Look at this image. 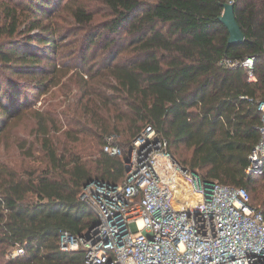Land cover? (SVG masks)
Listing matches in <instances>:
<instances>
[{
	"label": "trees",
	"instance_id": "1",
	"mask_svg": "<svg viewBox=\"0 0 264 264\" xmlns=\"http://www.w3.org/2000/svg\"><path fill=\"white\" fill-rule=\"evenodd\" d=\"M226 2L235 4L245 33V41L232 46L219 20ZM61 4L30 0L29 8L48 21L38 24L39 33L26 34L24 44L7 38L18 22L16 9L7 4L9 27L0 33L1 134L31 103L30 94L59 84L47 75L59 68L47 70L40 48L30 41L43 44L48 60L70 24L84 31L75 66L83 80L82 111L61 114V126L59 118L37 114L47 164L20 173L0 157V264H85L82 247L62 249L61 233L81 236L98 224L81 200L83 187L96 178L122 182L132 140L147 125L167 139L182 166L203 181L246 187L252 205L264 210V170L246 171L260 139L258 106L264 102V0H68L60 10ZM98 6L108 15L99 22ZM251 56L254 79L247 67L228 63ZM64 123L71 129H63ZM89 134L88 150L58 140L78 143ZM112 134L120 155L104 151ZM118 134L130 140L124 143ZM19 248L24 253L13 255Z\"/></svg>",
	"mask_w": 264,
	"mask_h": 264
},
{
	"label": "built area",
	"instance_id": "2",
	"mask_svg": "<svg viewBox=\"0 0 264 264\" xmlns=\"http://www.w3.org/2000/svg\"><path fill=\"white\" fill-rule=\"evenodd\" d=\"M254 61L228 63L247 67L254 79ZM258 108L260 139L246 169L256 175L264 170V102ZM104 151L121 154L114 134ZM128 157L122 182L96 178L83 187L80 197L98 218L97 232L63 231L62 249L82 247L85 264H264V210L252 205L246 187L203 181L173 157L152 125L133 138Z\"/></svg>",
	"mask_w": 264,
	"mask_h": 264
},
{
	"label": "rangeland",
	"instance_id": "3",
	"mask_svg": "<svg viewBox=\"0 0 264 264\" xmlns=\"http://www.w3.org/2000/svg\"><path fill=\"white\" fill-rule=\"evenodd\" d=\"M29 2L30 0H0V33L2 28L5 30L9 27V15L7 14L8 4L9 8L16 9L18 22L16 25V33L7 38H12V41L18 44L28 42L29 40L25 35L39 33L40 29L38 24L48 21L46 15L40 17L38 14L34 13V11L29 8ZM66 2H68V0H62V4L58 9L61 10ZM97 9H99V11L96 13V20L99 22L105 19L108 15L102 6L96 7L95 10ZM67 29H69L70 33L67 36L65 35L66 40L60 43V47L55 53H49L50 58L48 60L44 58L45 51L43 50V44H38L37 41H30L32 46L40 48L39 53L41 54V62L45 65L47 70H54V64L59 68V70L56 69L53 73L54 75L52 72L47 74L48 77L54 78L59 84L50 85L49 83L45 92L40 94L33 92L30 94L29 101H31V103L24 106L20 115L11 119L0 134L1 160L11 169L20 173H24L27 169L37 170L47 164L45 152L40 146L41 141L39 135L36 133L37 114H46L48 116H53L56 119L59 118L57 124L61 126V114H79L82 111L80 103L83 91H80V87L82 86L83 80L81 78V71L77 70L75 66L79 61L78 53L80 51V46L78 44L82 39L84 31H81L77 24H70ZM3 38L4 36L0 35V41ZM104 52L105 51L102 50L100 53ZM98 66H101V64ZM14 77L22 83L27 84V82H29L28 77H22L19 75H14ZM85 97H82V102H84ZM103 113L104 112L102 111L101 114ZM63 129H66L67 131L71 128L67 127L64 123ZM56 135L57 137L58 135L61 136V133ZM118 135L119 139L124 143L130 140L125 135L124 137L120 134ZM58 140H60L59 142H67L69 147L76 150H88V147L93 141L90 134L84 137L83 142L78 143L71 142L68 137L65 138L64 136H62V140L59 138ZM29 146H32L31 150L28 149ZM251 193L254 200H256L254 193Z\"/></svg>",
	"mask_w": 264,
	"mask_h": 264
},
{
	"label": "water",
	"instance_id": "4",
	"mask_svg": "<svg viewBox=\"0 0 264 264\" xmlns=\"http://www.w3.org/2000/svg\"><path fill=\"white\" fill-rule=\"evenodd\" d=\"M219 20L226 26L229 32L228 36V45H237L245 41V33L239 25L236 14H235V4L233 2L224 3L223 13L220 15ZM129 160V157L126 159V162ZM129 168L127 167V170ZM207 187V192H210L211 184L205 183ZM97 225V224H96ZM96 225L92 228L94 233L97 232L95 229Z\"/></svg>",
	"mask_w": 264,
	"mask_h": 264
}]
</instances>
